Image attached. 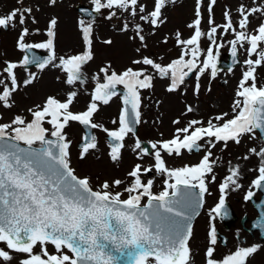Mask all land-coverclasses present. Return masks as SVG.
<instances>
[{
	"label": "snow or ice",
	"instance_id": "snow-or-ice-1",
	"mask_svg": "<svg viewBox=\"0 0 264 264\" xmlns=\"http://www.w3.org/2000/svg\"><path fill=\"white\" fill-rule=\"evenodd\" d=\"M18 2L23 4V0ZM50 2L55 4L56 0ZM169 2L174 0H154L153 10L140 15V20L153 27L159 26L163 23L162 9ZM92 3L97 13L102 9H119L135 17L138 13L146 12V6L140 0H92ZM215 3L216 0H210V14L211 6ZM238 11L241 16L240 31L234 28L230 11L224 13L226 24L219 27L225 33L231 30L235 35V39L229 41L233 58L237 57L238 48H243L245 44L249 46L246 49L248 56L255 54L258 58L245 61L248 68L236 93L238 99L233 104L232 118L225 120L228 114L224 113L214 118L217 123L208 120L206 127L203 121L192 120L188 126L177 129L172 139L152 143L154 165L143 168L141 164H136L128 173L133 178L132 183L123 192L111 190L123 184L122 180H105L100 190L94 191L88 177L81 178L75 174L70 166L71 142L64 129L69 122L101 128V125L93 122L98 102L107 105L117 94L116 86L123 85L126 89L123 99L126 107L120 113L119 129H103L117 142L111 145L110 153L111 160L116 162L124 147L125 136L139 122V90L152 87L153 76L146 74L145 69L129 67L122 73L112 71L109 74L110 65L101 68L105 82L97 84L86 111L74 113L70 110L77 95L71 92L64 102L49 96L43 105L29 109L30 120L16 115L10 122L0 123V243L6 244L8 249L0 248V260L9 264L13 259L11 253H17L26 256L20 264H190L189 240L193 218L198 214L205 194L209 193L208 183L215 181L213 169L216 160L212 158V149L221 142L225 147L229 141L239 144L242 136L257 129L264 133V85L257 86L256 82V69L264 64V23L255 30L256 34L247 31L250 16L256 13L264 16V3L250 9L241 5ZM31 13L30 7H22L0 16V28L14 27L17 18L18 23L24 25L26 14L30 16ZM114 15L116 13L113 11L108 18ZM196 16L197 19L189 25L194 28V34L189 39L182 40L177 33V43L183 46L178 59L167 65L156 63L148 57L133 61V64L150 66L161 78L169 79L170 92L177 90L193 72H197L198 80L206 71H210L213 78L217 74V57L219 49L223 47L222 43H218V27L212 26L207 34L201 31L200 0H197ZM56 23L55 19L51 20L48 39L44 43H25L29 32L27 28L23 29L17 42L19 49L42 48L49 51L45 60L35 56L29 60L25 56L23 65L35 63L43 69L56 60L53 43ZM209 24H213L211 19ZM127 29L128 24L125 23L123 30ZM135 30L143 42V29L137 24ZM91 31L90 23L82 28L86 45L83 54L60 57L55 65L67 73L66 82L69 85L76 81L83 83L82 66L93 59ZM205 35L210 41L206 51L200 46L201 38ZM105 43L110 44L111 41ZM17 67L16 63L8 62L3 72L7 74L9 82L0 79V105L6 109L13 107V93L20 87L14 72ZM34 79V74H30L23 84L27 86ZM196 91H199V84ZM127 106H130L131 113ZM187 111L191 112L192 108L188 107ZM45 124L50 125L51 129L46 128ZM85 140L81 159L90 149L96 148L95 137H86ZM201 140L205 141L207 148L198 164L181 168L166 166L162 152L180 156L182 150L200 151L204 147L199 143ZM37 144L39 146L34 147ZM135 147L140 149L142 156L149 154L148 149L141 146V141L137 140ZM250 152L261 157L258 178L253 181V186L264 188V148L259 152L250 149ZM243 158L248 159L247 156ZM153 168L157 174L166 176L164 190L158 194L153 192L152 179L144 182L141 178L152 172ZM229 173L220 184L219 202L209 213L213 219L215 216H227L224 194L230 185L239 187V166L230 167ZM124 193L128 194L126 199L121 198ZM252 195L249 191L245 199ZM144 198H147L146 204L141 203ZM210 243H217L214 227L210 231ZM49 244L54 247V253L47 250ZM37 245L40 246V254L33 251ZM257 250L258 246L239 247L222 261H217L213 255L214 247H208L206 264H246L247 258Z\"/></svg>",
	"mask_w": 264,
	"mask_h": 264
},
{
	"label": "rangeland",
	"instance_id": "rangeland-1",
	"mask_svg": "<svg viewBox=\"0 0 264 264\" xmlns=\"http://www.w3.org/2000/svg\"><path fill=\"white\" fill-rule=\"evenodd\" d=\"M140 3L146 6V12L138 13L135 17L119 9H102L96 20L86 21L79 16L76 7L79 4L92 7V0H56L55 4H52L50 0H23L22 5L18 0H0V16L7 15L17 8L30 7L32 9L30 16L26 14L24 25H20L17 18L14 27H9L7 30L0 28V79L5 80L6 83L9 82L3 68L8 62H12L18 65L14 72L20 83V87L12 96L13 107L6 109L0 105V116L3 117L0 123H8L16 115L25 116L30 120L29 109L43 105L49 96L64 102L71 92H75L77 95L70 110L74 113L86 111L92 102V95L97 84L105 82L104 74L100 69L109 65V74L112 71L119 74L131 67L133 69L143 68L146 74L153 76L152 87L141 89L144 103L139 133L138 135L128 133L125 136V147L116 162L111 160V148L106 139L107 133L103 129L109 131L119 129V115L122 110L119 99L114 98L107 105L98 102V111L93 116V122L102 127L94 128L96 148L85 153L83 159H81L82 151L77 148L78 142L83 139V131L79 122H69V125L64 129L67 139L71 142L69 151L72 167L75 168L79 176L90 177L94 186L92 189L95 191V188L100 187L105 180L111 182L119 179L124 183L113 190L123 192V189L132 182L133 178L128 173L136 164H141L143 168L152 167V162H146V157L141 155L140 149H136L137 140L150 143L170 140L175 130L183 128L182 126H185L191 117L203 121V126H207V121L210 119L217 123L214 118L224 113L228 114L225 116V120L231 119L234 101L238 99L236 93L239 90L243 73L248 68V65L245 64L234 71L224 72L215 76L212 82L209 80V71H206L199 77V80L196 75L189 83L180 84L177 90L168 91L169 79L161 78L150 66L133 64V61L148 57L156 63L167 65L178 59L183 46L177 43V33L180 34L182 40H187L194 34V28L189 25L197 19V0H174V2L167 3L162 9L161 20L163 23L157 27L140 20V15H145L148 11L153 10L154 0H140ZM260 3H264V0H216V3L211 6L210 14V0H200L201 31L207 34L212 26L218 27L217 37L218 43L223 44V57H226L228 53L229 41L235 39L231 30L225 33L219 27L226 24L224 13L230 11L234 28L236 31H240L241 16L238 9L241 5L250 9ZM113 11L116 15L109 19L108 17ZM52 19L57 22L53 40L56 60L43 69L35 68L27 71L21 69L23 52L16 48V41L20 37V33L24 28H27L29 35L26 36V41L37 42L42 39V43H44L48 39L47 32ZM210 19L213 21L211 25L209 24ZM263 21L264 16L259 13L253 14L249 17L247 31L256 34L255 30ZM89 23L92 28L91 52L93 59L82 66L83 83L76 81L69 85L66 82L67 73L62 67L55 65L59 63L60 57L68 58L86 51L82 28ZM125 23L128 24L126 31L123 30ZM137 24L143 29L141 33L144 36L143 42L136 35L135 26ZM105 41H111V43L108 44ZM200 46L205 51L209 47L207 35L205 40L200 42ZM248 47L245 44L243 48H240L241 58L245 60L257 59L255 54L252 57L248 56L246 51ZM30 74H34L35 79L31 84L25 86L23 81L28 79ZM222 82L224 85L221 84ZM256 82L257 86L264 85V64L256 69ZM197 84H199L198 92L196 91ZM0 90H2V86H0ZM188 107L192 108L191 112L187 111ZM174 121H179V123H174ZM223 122L219 121V123ZM44 126L51 129L50 125L45 124ZM261 148H264V142L254 131L242 136L239 144L229 141L225 147L221 142L212 149V158L216 160L213 169L215 181L208 183L210 194L205 195L206 203L203 213L198 218L189 241L190 264H206L208 247H214V258L217 261H222L237 248L251 246H258V250L247 258L246 264H264V242L258 239L257 234L255 236L247 234L240 221L243 216L253 219L257 215L252 204L245 197L249 191L256 197L260 196L253 186V181L258 178L261 157L251 153L250 149H256L259 152ZM204 154L205 151L191 155L183 153L181 157L165 158L166 161H164L168 168L170 163L174 165V168H181L185 165L198 164ZM245 156L248 159H244ZM237 165L239 166V187L230 185L224 194L225 200L232 206L235 220L229 230H225V225L222 224L218 216L213 214L215 216L213 219L209 213L219 202L220 184L230 174L229 168ZM157 176L156 185L159 184V189H162L166 177H162V174ZM127 195L124 193L121 198L126 199ZM248 225L247 223L246 226ZM213 227L216 230L220 229L221 233L228 237L227 246L223 247L220 242L211 245L210 231ZM0 248L8 251L4 243H0ZM47 250L49 253L55 252L51 244L47 245ZM33 251L35 254H40V246L37 245ZM11 254L13 259L9 264H20V261L26 258L24 254ZM0 264H5V262L0 260Z\"/></svg>",
	"mask_w": 264,
	"mask_h": 264
},
{
	"label": "water",
	"instance_id": "water-1",
	"mask_svg": "<svg viewBox=\"0 0 264 264\" xmlns=\"http://www.w3.org/2000/svg\"><path fill=\"white\" fill-rule=\"evenodd\" d=\"M77 10L82 15H84L86 17H92V16L96 15V12L87 10L84 6H79L77 8ZM28 51L30 52V56L31 57L35 56V57H37V58H39L41 60H45V59L48 58V55H40L39 53L34 52L31 49H29ZM230 57H231L230 62L225 64L226 68H232L233 66H235V65H237L239 63L237 57L233 58L232 55ZM32 64H34V63H29L27 65L30 66ZM261 135H262V137L264 139V133H261ZM21 146H23V145H21ZM257 189L263 194L262 198L259 201H254L255 206H256V208H257V210L259 212V217L252 222V228L249 229V231L251 233L259 232L260 238L264 239V188H258L257 187ZM195 191H198V190H195ZM202 205H203V203H202ZM225 208L227 209V216H222V218L226 221V220H228L230 218L232 210H230V208L228 206H226V205H225ZM201 209H202V206L198 209V214L201 212ZM198 214L194 216L192 223H194V220L196 219ZM233 220H234V218H233Z\"/></svg>",
	"mask_w": 264,
	"mask_h": 264
},
{
	"label": "flooded vegetation",
	"instance_id": "flooded-vegetation-1",
	"mask_svg": "<svg viewBox=\"0 0 264 264\" xmlns=\"http://www.w3.org/2000/svg\"><path fill=\"white\" fill-rule=\"evenodd\" d=\"M244 229V228H243Z\"/></svg>",
	"mask_w": 264,
	"mask_h": 264
}]
</instances>
